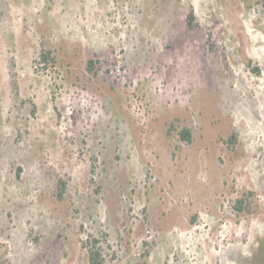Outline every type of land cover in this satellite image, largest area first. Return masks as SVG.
<instances>
[{
    "label": "rangeland",
    "instance_id": "rangeland-1",
    "mask_svg": "<svg viewBox=\"0 0 264 264\" xmlns=\"http://www.w3.org/2000/svg\"><path fill=\"white\" fill-rule=\"evenodd\" d=\"M92 239L264 264V0H0V264H90Z\"/></svg>",
    "mask_w": 264,
    "mask_h": 264
},
{
    "label": "trees",
    "instance_id": "trees-1",
    "mask_svg": "<svg viewBox=\"0 0 264 264\" xmlns=\"http://www.w3.org/2000/svg\"><path fill=\"white\" fill-rule=\"evenodd\" d=\"M187 23H188L189 28L192 29L193 28V15L192 14H190L188 16ZM41 61L45 64L54 63L55 58L53 56V52L51 50H43L41 53ZM90 64H91V67H93L94 61L91 60ZM180 138L184 142L191 143L192 142V133H191L190 129H188V128L183 129L180 132ZM232 141H234V139H232ZM59 184H60L59 187L61 188V190L64 191L66 189V183L63 180H61ZM98 243L99 242L96 239H92L91 241L88 242V244L91 245L89 248V262H90V264H104L101 252L98 248ZM138 264H142V263H138Z\"/></svg>",
    "mask_w": 264,
    "mask_h": 264
}]
</instances>
